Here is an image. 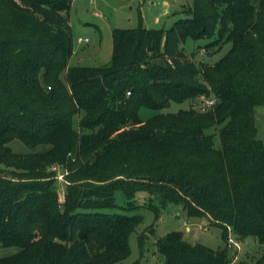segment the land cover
Returning a JSON list of instances; mask_svg holds the SVG:
<instances>
[{"label":"trees","instance_id":"16d2710c","mask_svg":"<svg viewBox=\"0 0 264 264\" xmlns=\"http://www.w3.org/2000/svg\"><path fill=\"white\" fill-rule=\"evenodd\" d=\"M71 4L0 0V246L17 248L0 264H120L142 222L125 214L138 192L155 215L180 206L187 219L221 229L217 249L179 231L157 239L163 264H230L229 239L248 238L263 252L235 264H264V144L255 127L264 0H192L189 17L166 32L113 29L110 60L95 67L68 66ZM187 39L209 40L197 50L229 48L196 64L181 47ZM186 101L187 110L139 118L141 108ZM13 140L49 149L17 154Z\"/></svg>","mask_w":264,"mask_h":264},{"label":"rangeland","instance_id":"374dc122","mask_svg":"<svg viewBox=\"0 0 264 264\" xmlns=\"http://www.w3.org/2000/svg\"><path fill=\"white\" fill-rule=\"evenodd\" d=\"M191 5L192 0H72L68 21L73 40V55L68 66L95 67L106 65L111 57V33L113 29H134L141 24L146 29H160L166 32L177 20L189 17L185 12ZM79 39H87V42L79 41ZM208 42L207 39L198 41L187 39L181 47L188 55L187 57L195 61L196 64L198 62L212 64L226 53L229 45L213 53L212 51L217 49V46L213 49L201 48L197 50V47L204 46ZM192 52L196 53L195 58L190 56ZM208 105L205 102L203 107H209ZM190 107L191 102L186 101L179 104L172 102L162 110L141 108L139 118L148 120L156 114L175 113ZM77 120L78 118H76L74 126H76ZM255 127L257 138L262 140L264 144V106L256 108ZM206 133L208 134V131ZM215 145L219 146L217 137L215 138ZM8 147L12 152L22 155L43 153L49 149L46 145H39L30 150L19 140L11 141ZM58 174L60 176L62 170ZM56 189L60 200H62L65 192L63 179L58 178L56 180ZM147 201L148 196L143 192H138L134 200L136 208L125 211L128 216L140 215L142 222L130 235L128 241L129 255L120 264H163L164 257L157 252L154 243L157 239L174 231L181 232L183 238L191 244L197 243L210 249L222 247L221 229L209 225L206 219L191 221L187 219L180 206H168L161 210L158 215H155L153 211L144 207ZM118 204H121L120 200H118ZM147 228L151 231L146 230L147 238L143 256H141L138 236ZM236 243L238 245H232L231 248L233 260L230 264H235L238 261L253 263L263 252V247H260L253 238ZM15 252H17V248L0 246L1 256H9Z\"/></svg>","mask_w":264,"mask_h":264},{"label":"built area","instance_id":"2783aa9c","mask_svg":"<svg viewBox=\"0 0 264 264\" xmlns=\"http://www.w3.org/2000/svg\"><path fill=\"white\" fill-rule=\"evenodd\" d=\"M79 41H84V42H87V39H84V40H81V39H79ZM127 95H129V93H127ZM210 102V103H209ZM206 103H208L209 105L208 106H210L211 104H212V101H206ZM54 170H56L57 171V179L59 178V179H63V172H62V174L59 176V172H60V170L61 169H59V168H57V167H55L54 168ZM229 242L230 243H232V245H238L236 242H234L232 239H229Z\"/></svg>","mask_w":264,"mask_h":264},{"label":"crops","instance_id":"0c3cea01","mask_svg":"<svg viewBox=\"0 0 264 264\" xmlns=\"http://www.w3.org/2000/svg\"><path fill=\"white\" fill-rule=\"evenodd\" d=\"M72 58V57H71ZM71 60V59H70ZM191 221H195V220H191Z\"/></svg>","mask_w":264,"mask_h":264}]
</instances>
